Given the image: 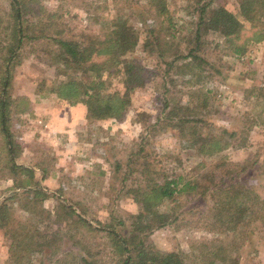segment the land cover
I'll list each match as a JSON object with an SVG mask.
<instances>
[{
  "label": "rangeland",
  "instance_id": "1",
  "mask_svg": "<svg viewBox=\"0 0 264 264\" xmlns=\"http://www.w3.org/2000/svg\"><path fill=\"white\" fill-rule=\"evenodd\" d=\"M30 1H35L32 11L21 12L24 20L35 24L41 21L47 27L26 32L19 57L8 65V93L13 98L25 96L31 103L30 112L10 116L9 131L21 151L15 164L33 169L35 175L30 180L19 169L14 173L0 158V203L11 199L7 204L13 207L12 218L26 229L37 228L40 237L36 241L49 247L44 245L42 256L34 254L29 262L21 264H54L57 259L81 264L82 257L90 260L88 252L100 264H117L122 256L115 251L108 231L125 237L130 229L129 216L138 213L128 191L140 180L138 173H131L135 164L141 169L148 163L168 180L180 177L181 187L207 172L220 157L232 164L256 160L247 185L264 197V40H252L251 23L241 15L240 0H166L167 14L162 16L153 13L149 0ZM208 3L226 9L244 25L239 41L246 47L244 53L235 54L220 32H205L198 27L199 9ZM10 12V0H0V64L2 58L9 57L1 48L8 47L7 39L11 37ZM117 17L126 20L138 35V43L126 59L136 61L143 69L144 84L130 95V105L121 121L89 122L85 105H69L49 93L55 83L66 78L60 75L62 67L52 65L49 53L55 50L54 43L47 38L31 41L28 37L44 34L65 40L81 41L84 36L103 40ZM255 25L256 30L262 29L264 17ZM190 53L200 60L192 59L186 67ZM112 73L103 75L106 91L122 93V75ZM41 88L45 89L39 93ZM79 105L85 109V125L79 124L78 111L67 108ZM49 112L60 113L65 129L72 130L75 138L52 132L57 123L51 126ZM186 119L194 123L183 131L177 128ZM222 131L236 133V140H230V146L213 157L199 154L191 146L198 133L200 137H220ZM61 136L66 140L61 142ZM36 180L46 198L33 205L31 187ZM24 188L31 189L27 194L33 196L31 199L22 193ZM59 202L71 206L75 213L79 211L94 229L55 222ZM194 203L193 197H175L162 203L159 211L171 209L177 220L153 231L145 245L164 252H182L188 255L186 264H201L192 262L191 255L198 254L200 243L214 241L232 244V261L237 252L239 264H264V234L256 221L237 227V232L249 233L242 243L240 235L203 228L206 207L200 212L191 210ZM10 244L5 228L0 227V264L8 263ZM51 252L54 255L50 259L47 253ZM67 252L73 253L62 256Z\"/></svg>",
  "mask_w": 264,
  "mask_h": 264
},
{
  "label": "trees",
  "instance_id": "2",
  "mask_svg": "<svg viewBox=\"0 0 264 264\" xmlns=\"http://www.w3.org/2000/svg\"><path fill=\"white\" fill-rule=\"evenodd\" d=\"M33 2L35 1L10 0L11 12L8 22L10 21L9 36L11 37L7 39L8 47L1 48V51L6 50L9 53V57L2 58L3 63L0 64V158L7 161V167L12 172L16 173V170L19 169L27 174L30 180L34 179L33 169L15 164V159L21 151L13 141V136L9 131V122L11 115L30 112L31 103L25 96L13 98L8 93L10 86L8 65L11 60L19 57L18 52L24 45V36L25 38L27 36L25 33L45 25L41 21L35 24L34 22L28 23L27 19L24 20L21 12H31ZM148 5L157 16L167 14L166 0H149ZM239 9L245 21L251 23L252 40L257 42L264 40V25L260 30H256L255 25L261 17H264V0H240ZM198 19V27L203 28L205 32H220L226 39V43L233 46L235 54H242L246 51L243 43H239L243 39L244 25L226 9L214 8L211 7V3H208L199 9ZM45 27L47 26L45 25L43 28L45 29ZM41 32L43 31L41 30ZM33 38L37 40L47 38L54 43L55 50H51L49 53L53 56L52 65H56V68L62 67L60 75L66 77L55 83L49 89V93L66 101L69 105H85L86 120L89 122L106 119L121 121L124 118L125 111L130 105V95L144 84L143 69L136 61L126 59V56L135 49L138 43V35L126 20L117 17L110 25L103 40H98L94 36H84L81 41L44 37V34L28 37V39H32L31 41H34ZM197 38L199 37L197 36ZM155 42L160 45L161 41L155 38ZM148 45L150 46V44ZM188 56L189 62L185 64L186 67L190 66L192 59L200 60L191 53ZM159 58H163V55L160 54ZM112 72L122 75L124 88L122 93L106 91L103 75L114 74ZM43 89L45 88L39 89L38 92H42ZM190 123L193 124L194 121L187 119L180 121L177 128H181L183 131V128L189 126ZM194 127L196 130L197 127ZM191 129H193V125H191ZM198 130L200 129L198 128ZM200 135L198 133L197 137L192 139L191 146L196 147L199 154L208 157L223 152L230 146V140H236V133L228 131H222L220 137L209 135L200 137ZM240 144L242 147L244 146V139ZM255 164L256 160L252 163L232 164L226 157H220L207 172L181 187L179 186L180 177L177 178L178 180H168L159 173V170L151 169L148 163L143 164L141 169L138 168V164H135L131 173L133 174L134 171L138 173L140 180H136L128 191L138 206V213L129 216L130 229L125 237L114 230L108 231L109 236L113 238L115 251L119 256H122L117 264H186L185 260L188 255L182 252H164L156 250L150 244L145 245L148 236L153 231L170 226L177 220L172 216L171 209L167 212H160L158 209L162 203L172 201L175 197L190 199L193 197L195 203L191 210L197 212L206 207V213L202 215L204 217L202 218V227L209 231L214 232L213 230L216 229L225 234L231 232L235 237L240 235L242 243H244L249 233L243 232L244 230L237 232V227L239 224L242 227L245 225L247 227L251 222L256 221V227H260L264 234V197L261 198L252 186L247 185ZM152 176L161 178L162 181H156ZM31 188L35 195L30 200L31 204L34 205L36 202L41 204L46 195L42 193L40 181L36 180ZM29 192L31 189H23L22 193L26 199L32 198L27 197ZM10 200L7 199L0 203V227L5 228V235L11 240L7 264H21L22 261L28 260L27 262H29L34 254L42 256L44 249L41 248L44 245L49 247V245L36 241L40 237L37 228L34 227L33 231L26 229L25 226H21L12 218L13 207L7 204ZM20 204L22 205V203ZM54 216L55 222L59 225L63 222L69 225L70 222L72 226L80 224L89 230L94 229L79 211L75 213L71 206L61 202L57 204ZM194 216L196 215L194 214ZM71 246H74V243ZM196 250L198 254L191 255L192 262L239 264L237 252L233 261L229 259L232 244L226 246L214 241L202 242L197 245ZM72 253H63L62 256L72 255ZM53 255V252L47 253L50 259ZM87 257L90 260L82 257L81 264H100L91 253L88 252ZM54 264L71 263L64 259H57ZM74 264L78 263L74 262Z\"/></svg>",
  "mask_w": 264,
  "mask_h": 264
},
{
  "label": "crops",
  "instance_id": "3",
  "mask_svg": "<svg viewBox=\"0 0 264 264\" xmlns=\"http://www.w3.org/2000/svg\"><path fill=\"white\" fill-rule=\"evenodd\" d=\"M67 108H69L70 110H73V109H75L76 110V112L78 111L79 113H80V115H81V117H79L78 116V119H80V121H81V123H79L80 125H85V114H84V112H85V109H84V107L83 106H81V105H79V106H71V107H67ZM71 113H73L72 111H71ZM82 113V114H81ZM49 114H52V118H51V126L53 125V122H54V124H56L55 125V130L53 129L52 130V132H64V133H66L67 135L66 136H68V139L69 138H75V135H73V131L71 130H66L65 129V127H64V123H63V120L64 119H62V120H60V116H61V114L59 113V114H57V113H55V114H53V113H50L49 112ZM66 122V121H65ZM51 126H48V128H49V131H51V129H50V127ZM54 128V127H53ZM64 137V136H61V138H63V140H61V142H63V141H65L66 140V138L67 137ZM77 140V139H76ZM60 145H61V143H59Z\"/></svg>",
  "mask_w": 264,
  "mask_h": 264
}]
</instances>
